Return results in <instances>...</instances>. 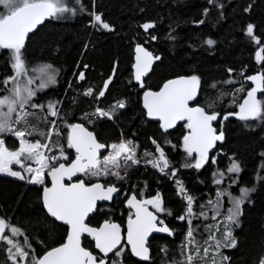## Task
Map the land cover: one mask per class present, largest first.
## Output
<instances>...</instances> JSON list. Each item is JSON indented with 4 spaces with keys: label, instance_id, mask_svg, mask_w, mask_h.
Masks as SVG:
<instances>
[{
    "label": "trees",
    "instance_id": "obj_1",
    "mask_svg": "<svg viewBox=\"0 0 264 264\" xmlns=\"http://www.w3.org/2000/svg\"><path fill=\"white\" fill-rule=\"evenodd\" d=\"M64 2V14L44 19L20 47L25 69L47 66L55 72L53 85L37 94L35 100L55 101L58 112L54 118L46 107L27 111L18 125L27 139L45 146L46 155L55 154L58 145L61 146L65 122L66 143L70 126L81 123L107 146L124 140L138 148L140 153L136 156L144 162L125 163L114 179L112 173L96 177V168L79 176L86 183L101 180L120 185L127 193L140 188L159 193L167 212L166 222L172 230L170 237L157 234L150 238L147 259L135 258L127 250L111 255L109 264H187L186 237L191 228L194 241L190 252L202 249L215 231L220 237L223 225H216L217 219L212 216L221 194H217V189L223 191L222 183L229 178L217 183L213 172L226 171L231 159L240 166L231 191L238 193L240 188H247L249 194L241 204L238 224L231 227L234 244L219 248L218 263L261 264L264 0ZM136 43L143 44L154 55L160 54V60L144 79L145 89L157 90L166 79L177 75H193L199 82L193 104L210 113L233 111L249 88L245 77L263 70L262 88L253 112L217 125L224 139L202 166L194 165L195 155L183 147L185 122L172 131H164L158 122L145 117L140 107L141 92L131 73ZM12 75L10 52L0 46V96L7 93V80ZM6 142L12 150L19 144L12 137ZM158 149L168 164L162 172L154 167ZM27 179L28 176L16 179L0 174V218L11 221L0 238V264H34L47 249L59 244L64 235L63 226L50 220L41 206V185L27 184ZM222 205L225 208L228 204ZM189 213L194 217L192 224L187 219ZM124 214L118 195L110 203L99 204L88 223L98 225L107 219L119 222ZM81 244L99 259L92 240L83 236Z\"/></svg>",
    "mask_w": 264,
    "mask_h": 264
},
{
    "label": "water",
    "instance_id": "obj_2",
    "mask_svg": "<svg viewBox=\"0 0 264 264\" xmlns=\"http://www.w3.org/2000/svg\"><path fill=\"white\" fill-rule=\"evenodd\" d=\"M51 16L52 12L44 6L23 7L0 23V41L22 46L27 35ZM159 60L160 54L154 55L143 44L133 46L131 73L132 81L141 92L140 107L145 117L160 123L164 131H171L185 122L187 131L182 138L183 147L188 153L207 160L224 139V133L217 125L253 112L262 88L263 70L245 77L249 88L241 101L233 111L220 115L193 104L199 89V82L193 75H177L166 79L157 90L145 89L144 79ZM68 136L77 156L66 165L60 163L48 170L50 183L41 190L42 205L48 216L67 227L66 241L44 252L34 264H108L109 257L121 248L123 241L135 258L147 259L151 236H171V229L156 223L157 216L149 209L153 203L150 200L132 201L130 206L135 216L127 220L125 235L123 228L113 220H104L97 226L88 224L98 205L110 203L118 187L105 185L100 180L86 183L77 179L80 173L96 167L98 157L107 145L97 141L94 133L81 123L71 125ZM142 203L145 205L141 207ZM82 236L93 241L94 250L101 259L82 246Z\"/></svg>",
    "mask_w": 264,
    "mask_h": 264
},
{
    "label": "rangeland",
    "instance_id": "obj_3",
    "mask_svg": "<svg viewBox=\"0 0 264 264\" xmlns=\"http://www.w3.org/2000/svg\"><path fill=\"white\" fill-rule=\"evenodd\" d=\"M27 6H44L47 10L52 12L53 17L62 16L66 10L64 0H0V23L7 16ZM0 46L9 50L10 58L13 63V75L7 80V84L9 85L8 91L3 96H0V135L2 133H11L19 143L18 147L12 150L9 149L7 142L5 143L4 140L0 139V174L17 179H23L25 176H28L29 183L39 184L43 181L45 172L49 170L48 168L50 162H52L51 160L60 157V151L57 148V151L53 154L54 156L46 155L44 146L42 147L41 143L37 140L32 141L27 139L24 135V130L18 125L22 116L19 117L18 115L16 117L17 123H14V121H16L14 119L11 125H8V123L13 113L16 111L17 105L19 107H24L23 105L28 100L30 101L36 92L53 85L55 82V72L47 66H39L33 70L25 69L21 61V46L3 41H0ZM105 83L101 86L104 87ZM90 92L91 90H84V93L89 94ZM55 106V103H52L51 106H47L46 108L54 118L58 112ZM18 112L20 114L23 111L19 109ZM58 147H60V145H58ZM137 153H140L139 149L129 146L124 140H120L117 143H110L107 153L100 158V165L96 168L95 176L107 177L108 174L112 173V178H114L116 175H119L118 170L125 163L135 165L138 164V162H144L139 160L140 156H136ZM155 154H157V158L155 159L156 164L160 165L162 170L166 169L168 164L167 161H165L163 152L158 149L155 151ZM143 155L145 154L143 153ZM205 162L206 160L195 155L193 161L194 165L202 166ZM239 173L240 166L234 159L230 160L226 171L215 170L213 172V177L217 183L221 184L223 179L229 178V181L227 180L222 183L224 184V186H222L223 191L219 188L217 189V194H221L218 195V201L215 204V210L212 216L214 219H217L215 222L216 225H223V233L219 237L217 231H215V233L209 237V242L202 249L199 250L196 248L193 252H190V244L194 241V237L192 238V236H190L193 230L191 228L186 237L187 264H219V248L224 244H234V240L231 238V227L234 224H238L241 204L246 200L249 194V189L247 188H240L238 193H233L231 191L230 187L237 183V176ZM232 174H234V177H232ZM225 202H227L228 205L224 208L222 203ZM187 219L188 222L192 224L194 217L189 213ZM6 224L7 221L0 218V234L4 230L3 228ZM116 254L119 253L117 252ZM261 264H264V256L262 257Z\"/></svg>",
    "mask_w": 264,
    "mask_h": 264
},
{
    "label": "flooded vegetation",
    "instance_id": "obj_4",
    "mask_svg": "<svg viewBox=\"0 0 264 264\" xmlns=\"http://www.w3.org/2000/svg\"><path fill=\"white\" fill-rule=\"evenodd\" d=\"M44 90V89H43ZM43 90H40L38 92L35 93L34 97L30 99V101L28 100L23 106L24 107H19L18 105L16 106V111L13 113L8 125H11V122L12 120H16V117L19 115L20 116H23L27 111H32L33 109L34 110H38V109H43L44 107L47 108V106H51L52 103L54 104L55 101H50L49 99L45 100L44 102H39V101H36L35 100V97L37 94H39L41 91ZM48 104V105H47ZM22 105V104H21ZM21 109L23 112L19 114L18 110ZM47 113L50 114L49 110L46 109ZM14 123H17V120L14 121ZM13 123V124H14ZM160 125V123H159ZM71 127V126H70ZM161 127V126H160ZM172 131V130H171ZM95 135V134H94ZM8 137H12L14 139H16L14 136H12L11 133H2L0 135V139L4 140V142L6 143V139ZM96 137V136H95ZM67 143H66V122H65V128H64V131H62V139H61V146L60 147H57L58 150L60 151L59 154H60V157L59 158H54L53 160H51L52 162H50V165H49V170L53 167H55L56 165L60 164V163H64L65 165L67 163H70L76 156H77V153L76 151L73 149L70 141H69V136H68V133H67ZM97 139V137H96ZM98 141V139H97ZM100 142V141H99ZM107 150H108V146L106 147V150L102 153H100L99 157H98V162H97V165H96V168L100 165V158L101 156H103L105 153H107ZM166 161V159H165ZM168 166V165H167ZM155 169L159 172H162L163 170L161 169L162 167L158 164L154 165ZM91 169V168H90ZM88 170V169H87ZM47 172H45V176L43 178V181L41 183H39L38 185H41V188H43L44 186H47L49 185L50 181H49V178L47 177ZM85 172V171H84ZM83 173V172H82ZM81 174V173H80ZM79 174V175H80ZM17 179V178H16ZM77 179H80V176H78ZM114 179V178H113ZM101 181V180H100ZM105 185H115L116 187H118V191H117V194L114 196V197H117L118 195L120 196V198L122 199V202H123V207L125 209V214H124V217L121 219V221H115L113 219H107V220H113L115 222H117L122 228H123V235H125V232H126V223H127V220H131L134 216H135V213L134 211L131 209V206L133 203L132 201L133 200H137L136 202H141L143 200H150V201H153L152 205L149 206V209L151 211H153L156 216H157V220H156V223L160 226L162 225H167L168 228L169 225L167 224L166 222V217L167 216V212L166 210L164 209L163 207V202H162V199H161V196L159 195V193H150L146 188H140V189H137L136 191L134 192H125L120 185H117V184H114V183H105L104 181H102ZM91 183V182H89ZM31 184H36V183H31ZM42 190V189H41ZM133 196V199H131L130 197ZM155 196L157 197L156 200L155 199ZM131 199L130 202H128V200ZM40 202H41V206L43 208V205H42V201H41V195H40ZM139 202V203H140ZM132 203V204H131ZM106 204V203H105ZM102 205V204H101ZM145 203H142L140 204V206H144ZM43 210L45 211V209L43 208ZM45 213L47 214V212L45 211ZM48 216V214H47ZM49 217V216H48ZM50 220L58 223L56 220H54L53 218L49 217ZM11 221L10 219L7 220V224L5 225V227L3 228L4 230L2 231V233L0 234V238L2 236H4L6 234V231H7V228L9 227ZM60 224V223H58ZM89 224V223H88ZM62 225V224H60ZM91 225V224H90ZM99 225V224H98ZM63 228H64V235L62 237V240L59 244L53 246V247H56L62 243H64L66 241V234H67V227L65 225H62ZM93 226H97V225H93ZM171 229V228H170ZM172 231V230H171ZM154 235H157V234H154ZM158 235H162V234H158ZM153 236V235H152ZM151 236V237H152ZM165 236V235H163ZM172 236V234H171ZM83 237V236H82ZM170 237V236H169ZM82 239V238H81ZM22 240V239H20ZM150 240V239H149ZM93 242V241H92ZM148 244H149V241H148ZM148 244H147V247H148ZM51 247V248H53ZM49 248V249H51ZM129 246L127 245V243L125 241H123V244L121 246V248L116 251L115 253H122L124 251H127L129 252ZM47 249V250H49ZM46 250V251H47ZM94 253V252H93ZM130 253V252H129ZM95 254V253H94ZM99 254V253H98ZM114 255V254H113ZM97 257V256H96ZM99 259H101V256L99 257ZM98 259V260H99ZM109 264V262H108Z\"/></svg>",
    "mask_w": 264,
    "mask_h": 264
}]
</instances>
